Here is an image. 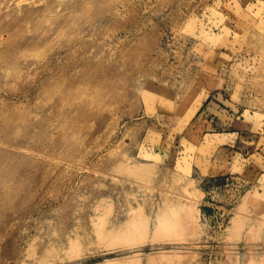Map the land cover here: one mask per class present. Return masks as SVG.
<instances>
[{
  "label": "rangeland",
  "instance_id": "1",
  "mask_svg": "<svg viewBox=\"0 0 264 264\" xmlns=\"http://www.w3.org/2000/svg\"><path fill=\"white\" fill-rule=\"evenodd\" d=\"M0 264H264V0H0Z\"/></svg>",
  "mask_w": 264,
  "mask_h": 264
},
{
  "label": "bare ground",
  "instance_id": "2",
  "mask_svg": "<svg viewBox=\"0 0 264 264\" xmlns=\"http://www.w3.org/2000/svg\"><path fill=\"white\" fill-rule=\"evenodd\" d=\"M51 69V68H50ZM100 208V207H99ZM104 215V214H103ZM128 229V228H127ZM124 230V227H122V226H119L117 229H116V232H122ZM120 234H122L121 235V237H123V233H119V236H120ZM127 237V239H125V238H123V239H125V240H123L122 238H121V240H123V242L124 243H126L125 241H129V239L130 238H128V236H126ZM132 239V238H131ZM118 240H120V239H118ZM133 240V239H132ZM131 240V241H132ZM120 242V241H119ZM130 242V241H129ZM127 244V243H126Z\"/></svg>",
  "mask_w": 264,
  "mask_h": 264
}]
</instances>
